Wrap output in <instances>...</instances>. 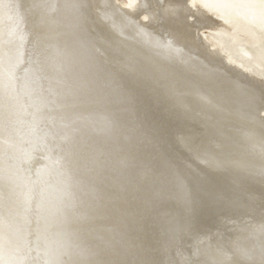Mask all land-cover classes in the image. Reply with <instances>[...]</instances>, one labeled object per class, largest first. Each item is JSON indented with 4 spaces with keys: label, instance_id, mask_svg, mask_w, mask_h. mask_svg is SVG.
<instances>
[{
    "label": "bare ground",
    "instance_id": "6f19581e",
    "mask_svg": "<svg viewBox=\"0 0 264 264\" xmlns=\"http://www.w3.org/2000/svg\"><path fill=\"white\" fill-rule=\"evenodd\" d=\"M135 1L149 21L119 1L33 0L43 29L55 30L51 42L76 33L90 61L80 68L63 59L64 69L42 73L65 145L64 184L52 190L69 191L73 204L61 219L47 210L39 225L44 213L32 197L42 170L25 143L33 119L46 116V91L35 83L29 40L20 65L18 1L0 0V150L15 144L26 118L20 159L2 161L0 175L25 209V247L12 240L15 208L0 196V264H264V77L249 66L264 71L253 57L264 54V0ZM200 29L254 47L249 65ZM101 37L107 46L95 45Z\"/></svg>",
    "mask_w": 264,
    "mask_h": 264
},
{
    "label": "rangeland",
    "instance_id": "374dc122",
    "mask_svg": "<svg viewBox=\"0 0 264 264\" xmlns=\"http://www.w3.org/2000/svg\"><path fill=\"white\" fill-rule=\"evenodd\" d=\"M18 1V7L21 9V13H22V17H20L21 21L23 22V25L25 28H23L24 30V41L22 43V60H21V66L25 65V48L26 45L28 44V40H29V47L30 50H38V53L36 52L35 55L33 56V61H28L31 63L30 67H33V72L35 73L34 77H35V83L37 84L38 82H40V76L41 73H43L44 71H48L50 70L53 66L57 65V69L62 70L64 69L62 67V65H64V60L66 59L67 62H71V66L72 64H76L75 66H79L80 68L84 65H86V61L90 64V61L88 58L85 57V51L88 50L82 47V45L80 44V39L79 36L75 33H72L69 35L67 34L65 37V43L58 45L56 44L54 41L51 42V40L54 39L55 36V30L49 29H43V25L45 23V13L43 11H39V9L35 6H33V0H28L27 4H26V0H17ZM113 1H119L124 7L128 8V9H133L135 12H138V18L139 20L142 21H149V15H150V10H143V7L141 5V2H136L135 0H110V2L113 3ZM10 2V1H9ZM29 3V4H28ZM143 11V12H142ZM88 16V15H87ZM99 29V28H98ZM27 30V33H26ZM100 35L104 34V32H101L99 30ZM198 34L200 36H205V37H209L211 39H213L217 45L218 48L224 52V53H230L232 54V56L234 58H236L237 61L245 64L246 66L249 65V62L245 59L246 57H248L249 55L251 56V51H254V47L251 49H248L245 44H243L242 42H233L232 40L228 41V37L224 36V34L217 32V33H212L210 32L209 29H200L198 30ZM60 34H58L59 36ZM105 35V34H104ZM101 41H97L95 45H103V46H107L105 44V39L104 37H101ZM262 40V49H260L261 47L259 46H255V47H259V49L261 51H263L264 53V36L261 37ZM50 42V44L48 43ZM87 45L89 46H93V48H96V46L93 43L90 42H86ZM86 45V44H85ZM61 46V47H60ZM99 51V50H98ZM77 53V54H76ZM31 54V53H30ZM234 54V55H233ZM101 60L104 59V63H109L111 64L112 62L110 61V55L109 57H107L104 54L99 53ZM240 55V56H239ZM248 55V56H247ZM106 56V57H105ZM255 60H257L259 62V64L264 68V54H261L258 56V52L256 53L255 56H253ZM250 59V57H249ZM122 60V59H121ZM123 64L125 63L124 60L121 61ZM88 65V64H87ZM250 68L253 71H258L259 73L261 72V77H264V71L261 70V68H255L252 65H249ZM100 65L97 67V70L99 71ZM255 68V69H254ZM32 69V68H31ZM124 73V72H123ZM125 74V73H124ZM47 78H45L44 81V86H45V93H44V100H45V104H42L44 106V111L46 113V116L44 118V120H40V121H35L32 122V125L34 126V131H35V135L33 134V137H31L30 139H28V141H26V147H30L29 153H30V157L28 156L29 160H36L37 164L39 165V169L42 170L41 175L39 176V179H36V183H34V189L38 190V197L35 195L34 193V197H32L35 201H39L40 199V205L42 206L41 211L44 213V216L42 218V216L40 215V217L38 218V220H36V222L41 225L43 223V219L45 218V212H47V210H52L53 208L58 209L59 214L58 216L56 215V218L58 217L59 219H61L63 217V214L65 213V211H68L69 208V204L71 203V205L73 204L72 201V196L70 195L69 191H67V198L65 196L62 195H58V193L55 195V190H52V184L53 182L55 183V186L57 187V189H59L60 187H62V185L64 184V180L60 178V173L59 170L61 168V162H60V156L63 154V151L65 149V145L61 146V148L58 147V143L56 140V128H57V121L60 119L59 115L57 114L58 118L55 117L56 110L59 111V104L57 106L56 100L53 96L47 95L46 93L49 91L48 88L50 87L48 82H46ZM57 99V98H56ZM56 108V109H55ZM25 112L27 114V110L25 109ZM27 116V115H26ZM58 119V120H57ZM26 118L23 120V123L21 124L20 122V134H18V137L15 136V144L14 145H9L7 143L2 144V148L0 150V175L2 174L1 172L3 171V165H2V161L6 160L9 164L12 163L13 161H18L20 159L21 156V149L23 146V142H22V134L25 132V122ZM36 124H38L39 126H36ZM37 128V129H36ZM45 130V131H44ZM43 132L46 134V136L48 134H52L53 137L52 138H48L46 137V142L47 140H50V143H47L46 147H45V143L44 140L42 141V134ZM1 139L3 140L5 139L4 135H1ZM30 143V145H29ZM29 145V146H28ZM38 145H40L39 148V153L38 156L35 154L37 149H38ZM5 147V148H4ZM44 148V149H43ZM33 166L36 169H38L36 167V164ZM5 165V164H4ZM43 166V167H41ZM38 169V170H39ZM40 170V171H41ZM8 188V187H7ZM5 188V186L3 185L2 181H0V196H3L4 199V205L5 207L7 206L8 208H10V206L8 204H11V208L14 207L15 209L12 210L14 211V216L11 217V215L9 216V218H7L8 222L12 221L11 224H8L10 227L11 225H13L16 230L14 233V236L12 238L13 242L16 243L17 246H19L18 249H24L25 245H24V239L21 237L20 235V231H21V227L24 223V212L25 209L20 208L19 205H17L16 203H14V201L11 200L10 198V192L9 190ZM56 189V190H57ZM52 190V191H51ZM70 202V203H69ZM42 203V204H41ZM1 219L5 220V216L1 217ZM50 219V218H49ZM45 222V221H44ZM53 222V221H52ZM55 228L56 227V223H53ZM5 225V223H4ZM16 225V226H15ZM44 225V224H43ZM14 227L12 228L14 231ZM52 226L49 227V232L53 233L52 231ZM43 229L40 230L41 233L44 234L45 231H42ZM4 231V232H3ZM2 231V235L4 238H8L10 239L12 237L11 232H7L4 230ZM56 231V229L54 230ZM46 234V233H45ZM20 235V236H19ZM21 255V253H17V256ZM25 255V254H24ZM22 256V255H21ZM17 258V257H16Z\"/></svg>",
    "mask_w": 264,
    "mask_h": 264
},
{
    "label": "water",
    "instance_id": "95a60500",
    "mask_svg": "<svg viewBox=\"0 0 264 264\" xmlns=\"http://www.w3.org/2000/svg\"><path fill=\"white\" fill-rule=\"evenodd\" d=\"M45 81V78L42 76V73H41V76H40V83H41V86H43V83ZM40 89V88H39ZM42 89V88H41Z\"/></svg>",
    "mask_w": 264,
    "mask_h": 264
}]
</instances>
